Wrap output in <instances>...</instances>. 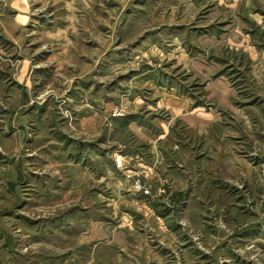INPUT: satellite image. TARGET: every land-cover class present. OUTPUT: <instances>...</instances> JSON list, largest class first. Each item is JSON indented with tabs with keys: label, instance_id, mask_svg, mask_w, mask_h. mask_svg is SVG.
<instances>
[{
	"label": "rangeland",
	"instance_id": "1",
	"mask_svg": "<svg viewBox=\"0 0 264 264\" xmlns=\"http://www.w3.org/2000/svg\"><path fill=\"white\" fill-rule=\"evenodd\" d=\"M0 264H264V0H0Z\"/></svg>",
	"mask_w": 264,
	"mask_h": 264
},
{
	"label": "built area",
	"instance_id": "2",
	"mask_svg": "<svg viewBox=\"0 0 264 264\" xmlns=\"http://www.w3.org/2000/svg\"><path fill=\"white\" fill-rule=\"evenodd\" d=\"M116 161H117V164L118 165H120L121 164V159L118 157L117 159H116ZM120 167H121V165H120ZM135 187V186H134ZM136 188V187H135ZM137 189V188H136Z\"/></svg>",
	"mask_w": 264,
	"mask_h": 264
}]
</instances>
